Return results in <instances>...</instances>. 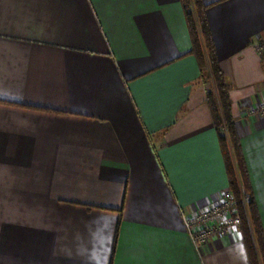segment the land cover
Masks as SVG:
<instances>
[{"label": "crops", "instance_id": "1", "mask_svg": "<svg viewBox=\"0 0 264 264\" xmlns=\"http://www.w3.org/2000/svg\"><path fill=\"white\" fill-rule=\"evenodd\" d=\"M264 228V0H203ZM181 0H0V264H251L184 225L229 189Z\"/></svg>", "mask_w": 264, "mask_h": 264}, {"label": "trees", "instance_id": "2", "mask_svg": "<svg viewBox=\"0 0 264 264\" xmlns=\"http://www.w3.org/2000/svg\"><path fill=\"white\" fill-rule=\"evenodd\" d=\"M192 40L193 55L198 62L203 81L210 78L211 91L208 101L211 107L219 143L237 210L242 220L241 235L251 264H264V228L259 210L250 188L241 143L236 131L230 98V85L222 71L216 45L209 24L208 6L203 0H181ZM247 199V200H245Z\"/></svg>", "mask_w": 264, "mask_h": 264}, {"label": "built area", "instance_id": "3", "mask_svg": "<svg viewBox=\"0 0 264 264\" xmlns=\"http://www.w3.org/2000/svg\"><path fill=\"white\" fill-rule=\"evenodd\" d=\"M264 55V44L258 46ZM262 115H264V105ZM232 193H226L215 206L193 217L184 216V225L195 244H203L209 239H223L228 233L239 231L242 220Z\"/></svg>", "mask_w": 264, "mask_h": 264}, {"label": "rangeland", "instance_id": "4", "mask_svg": "<svg viewBox=\"0 0 264 264\" xmlns=\"http://www.w3.org/2000/svg\"><path fill=\"white\" fill-rule=\"evenodd\" d=\"M259 44L258 45H256V46H254L255 47V50H256V52L258 53V54H260V52H259ZM261 55V57H262V59L264 60V55L263 54H260ZM207 81L209 82L208 84H210V78H208L207 79ZM210 87V86H209ZM264 105V103L261 105V106H257V107H254V108H252V109H250V113H249V115H251V116H256V115H262V111H263V106ZM227 193H232V191L230 190V188L227 190ZM233 194V193H232ZM234 196V195H233ZM224 197V196H223ZM245 200H247V199H245ZM238 214H239V210H238ZM241 229V228H240ZM240 231V230H239Z\"/></svg>", "mask_w": 264, "mask_h": 264}]
</instances>
